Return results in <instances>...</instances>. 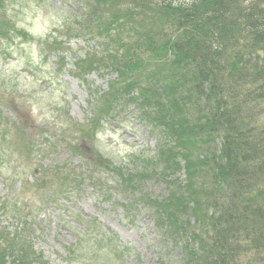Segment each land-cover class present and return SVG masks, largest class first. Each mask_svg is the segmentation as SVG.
<instances>
[{"label": "rangeland", "instance_id": "1", "mask_svg": "<svg viewBox=\"0 0 264 264\" xmlns=\"http://www.w3.org/2000/svg\"><path fill=\"white\" fill-rule=\"evenodd\" d=\"M92 1L5 0L0 7L9 21L0 30V232L18 236L47 264H178L181 247L168 238L176 234L155 205L169 193L162 165L149 162L159 176H140L160 131L130 101L99 121L92 139L80 131L118 78L79 66L88 53L118 46L98 31L106 25L92 15ZM129 32L120 40L132 45L138 39ZM70 172L81 185L59 184Z\"/></svg>", "mask_w": 264, "mask_h": 264}, {"label": "trees", "instance_id": "2", "mask_svg": "<svg viewBox=\"0 0 264 264\" xmlns=\"http://www.w3.org/2000/svg\"><path fill=\"white\" fill-rule=\"evenodd\" d=\"M92 2L106 25L98 31L118 46L79 66L118 78L97 96L102 104L82 135L92 139L116 107L140 105L161 133L140 176L158 175L149 162L162 165L169 193L155 205L176 234L168 238L181 247L178 264H264V0ZM129 31L132 45L120 40ZM76 177L59 184L81 185ZM17 241L0 232V264H47Z\"/></svg>", "mask_w": 264, "mask_h": 264}]
</instances>
